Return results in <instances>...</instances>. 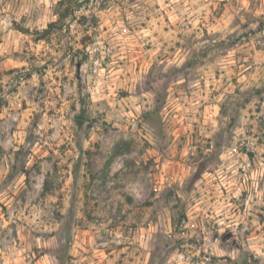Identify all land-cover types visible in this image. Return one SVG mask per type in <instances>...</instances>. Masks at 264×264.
Returning <instances> with one entry per match:
<instances>
[{
  "label": "rangeland",
  "instance_id": "374dc122",
  "mask_svg": "<svg viewBox=\"0 0 264 264\" xmlns=\"http://www.w3.org/2000/svg\"><path fill=\"white\" fill-rule=\"evenodd\" d=\"M0 264H264V0H0Z\"/></svg>",
  "mask_w": 264,
  "mask_h": 264
},
{
  "label": "water",
  "instance_id": "95a60500",
  "mask_svg": "<svg viewBox=\"0 0 264 264\" xmlns=\"http://www.w3.org/2000/svg\"><path fill=\"white\" fill-rule=\"evenodd\" d=\"M73 122L78 126L79 130L86 124V121L78 118H74Z\"/></svg>",
  "mask_w": 264,
  "mask_h": 264
},
{
  "label": "trees",
  "instance_id": "16d2710c",
  "mask_svg": "<svg viewBox=\"0 0 264 264\" xmlns=\"http://www.w3.org/2000/svg\"><path fill=\"white\" fill-rule=\"evenodd\" d=\"M53 26H54V24H51L49 28H51V27H53Z\"/></svg>",
  "mask_w": 264,
  "mask_h": 264
}]
</instances>
